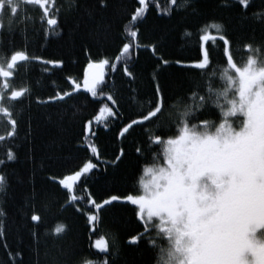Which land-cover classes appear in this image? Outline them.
I'll list each match as a JSON object with an SVG mask.
<instances>
[{
    "label": "trees",
    "instance_id": "1",
    "mask_svg": "<svg viewBox=\"0 0 264 264\" xmlns=\"http://www.w3.org/2000/svg\"><path fill=\"white\" fill-rule=\"evenodd\" d=\"M148 2V10L135 27L140 47L133 51L129 64L135 80L130 82L124 76L122 64L109 69L104 97L93 98L81 90L62 102L36 103L37 96L44 100L56 90H68V77L81 81L89 60L108 58L117 63L115 57L125 42V31L130 27L128 18L139 6L138 0H108L107 8L93 9L92 15L86 9L92 8L93 0H75V4L72 0H55L61 9V27L51 35H46L38 22L40 10L28 6V15L36 18L37 23L29 24L27 33L21 30L23 26H17L12 34H0V56L14 46L26 48L31 56L63 61L60 68L47 66L48 72H44L46 66L39 62L22 64L17 70L14 84L28 85L32 98L16 105L14 115L19 122L16 137L6 136L10 125L0 116V136H5L0 141V159H6L9 148L18 155L17 160L0 165V171L7 176V183L0 190V209L5 213L0 216L5 233L0 237V264H14L11 254L17 252L20 255L15 261L21 264H84L89 260L95 264L106 255L93 246L100 236H109L112 246L109 252H115L111 257L115 264H156V250L147 243V237L135 244L129 241L130 236L143 232L136 206L121 200L98 212L93 208L97 215L93 225L87 219L91 206L86 201H81L83 212L75 206L62 207L66 195L58 180L91 159L98 167L84 178L87 188L78 185V196L90 194L102 202L112 195L135 192L151 153L144 154L146 160L135 152L139 142L145 139L140 127L125 138L119 136L123 124L138 111L147 110L157 84L171 105L177 97L186 94L192 82L203 83L201 73L188 66V62L196 60L198 37L212 21L225 26L236 61L246 60L245 43L264 44V23L258 18L264 13V0H251L246 13L238 0H188V3L177 0L176 5L170 0ZM220 44L217 41V46L211 49L217 71L223 63ZM148 45H155L156 52ZM164 60L168 63H163ZM177 60L184 63L177 64ZM215 86H222L218 75ZM109 92L118 101V105L111 103V106L119 116L109 117L107 127L103 122L93 123L92 133L87 134V121L93 120L99 108L107 103ZM218 117V110L209 107L200 118L218 121ZM150 127L145 125V129ZM89 144L97 147L98 157L93 156ZM121 149L125 154L115 161ZM33 208L43 217L36 229L30 221ZM60 223L67 228L57 237L52 229ZM34 230L40 234L38 243L31 235Z\"/></svg>",
    "mask_w": 264,
    "mask_h": 264
},
{
    "label": "snow or ice",
    "instance_id": "2",
    "mask_svg": "<svg viewBox=\"0 0 264 264\" xmlns=\"http://www.w3.org/2000/svg\"><path fill=\"white\" fill-rule=\"evenodd\" d=\"M184 2L188 3V0ZM72 3L75 4V0ZM170 3L176 5L177 0H170ZM138 4L128 18L130 27L125 31V42L115 57L117 63L108 58L89 60L82 83L68 77V90H56L44 100L37 96L36 103L62 102L81 89L93 98L104 97L108 70L120 64L124 76L130 82L134 81L135 73L129 64L133 51L140 47L135 27L149 8L148 0H138ZM250 4L251 0H238L244 13ZM28 6L40 10L38 22L46 35L61 27V9L55 0H0V34H12L17 26H23L21 30L27 33L29 24L37 23L36 18L28 15ZM107 7L108 0H93L92 8L86 11L92 15L93 9L99 11ZM258 18L264 23V13ZM198 41L199 54L196 60L188 62V66L201 73L203 83L192 82L185 90L186 94L177 97L171 105L157 84L147 110L128 118L119 131L121 138L130 135L136 127L145 132V139L139 142L135 152L146 160L148 157L144 154L151 153V159L142 168L137 190L124 196L112 195L102 202H97L90 194L78 196V185L87 188L84 178L98 167L89 159L78 170L58 180L66 195L62 207L75 206L77 211L83 212L81 201H86L91 206L87 219L94 225L97 215L93 208L98 212L121 200L136 206L143 232L130 236L129 241L135 244L147 237V243L156 250V264H264V44L245 43L247 58L238 63L225 26L216 21L204 26ZM217 41L222 42L219 47L223 63L219 71L213 66L215 58L211 51ZM147 47L156 52L155 45ZM29 62L45 65L44 72L49 71L47 66H63L62 60L31 56L26 48L13 46L4 50V55L0 56V116L10 125L7 137L17 135L16 105L32 98L28 85L14 84L17 70ZM175 63L184 62L177 60ZM217 75L222 81L221 87L215 86ZM106 99L112 105H118L111 92ZM209 107L218 110V121L200 118ZM118 116V111L105 104L93 120L103 122L107 127L108 118ZM93 120H88L85 125L87 134L92 133ZM146 124L151 127L145 129ZM157 131L172 134H156ZM4 139L5 136H0V141ZM154 147L156 151H152ZM88 148L94 157L99 156L94 144H89ZM124 154L121 149L115 161L121 160ZM5 155L6 159H0V165L18 159L11 148ZM6 183L5 172L0 171V190ZM3 215V209H0V216ZM30 221L36 229L43 217L33 208ZM66 228L60 223L52 232L58 237L66 232ZM4 235L0 223V237ZM31 235L38 243L39 232L34 230ZM93 246L106 254L95 264H115L111 258L115 252H109V243L103 236L98 237ZM11 255L14 264H21L15 261L19 252ZM84 264L94 262L89 260Z\"/></svg>",
    "mask_w": 264,
    "mask_h": 264
},
{
    "label": "rangeland",
    "instance_id": "3",
    "mask_svg": "<svg viewBox=\"0 0 264 264\" xmlns=\"http://www.w3.org/2000/svg\"><path fill=\"white\" fill-rule=\"evenodd\" d=\"M81 83H82V80L80 81ZM81 90H83V89H81ZM84 91V90H83ZM109 107H112L111 106V102L110 101H107V103H106ZM113 108V110H114V107H112ZM115 111V110H114ZM93 123H98L97 121H95V120H93ZM92 123V124H93ZM91 224V223H90ZM107 241H108V243H109V248H111L112 246H111V242H110V238H109V236H103ZM93 245H94V243H93Z\"/></svg>",
    "mask_w": 264,
    "mask_h": 264
},
{
    "label": "flooded vegetation",
    "instance_id": "4",
    "mask_svg": "<svg viewBox=\"0 0 264 264\" xmlns=\"http://www.w3.org/2000/svg\"><path fill=\"white\" fill-rule=\"evenodd\" d=\"M32 7H35V6H32Z\"/></svg>",
    "mask_w": 264,
    "mask_h": 264
}]
</instances>
